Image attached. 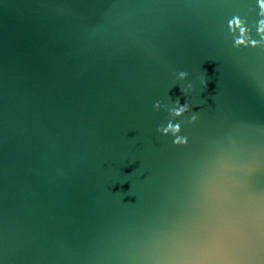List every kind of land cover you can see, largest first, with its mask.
Here are the masks:
<instances>
[{
    "label": "water",
    "instance_id": "obj_1",
    "mask_svg": "<svg viewBox=\"0 0 264 264\" xmlns=\"http://www.w3.org/2000/svg\"><path fill=\"white\" fill-rule=\"evenodd\" d=\"M262 5L0 0V264H264Z\"/></svg>",
    "mask_w": 264,
    "mask_h": 264
},
{
    "label": "clouds",
    "instance_id": "obj_2",
    "mask_svg": "<svg viewBox=\"0 0 264 264\" xmlns=\"http://www.w3.org/2000/svg\"><path fill=\"white\" fill-rule=\"evenodd\" d=\"M262 6H264V5H262ZM240 43H242V41H239Z\"/></svg>",
    "mask_w": 264,
    "mask_h": 264
}]
</instances>
